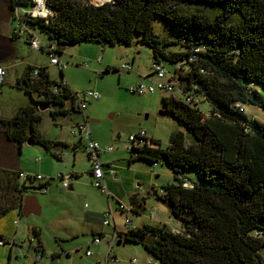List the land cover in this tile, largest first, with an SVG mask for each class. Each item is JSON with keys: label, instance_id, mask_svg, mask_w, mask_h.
<instances>
[{"label": "trees", "instance_id": "1", "mask_svg": "<svg viewBox=\"0 0 264 264\" xmlns=\"http://www.w3.org/2000/svg\"><path fill=\"white\" fill-rule=\"evenodd\" d=\"M89 1L47 0L52 10L48 18L23 15L20 21L13 20L19 23V32L46 35L56 44L50 45L57 57L68 48L64 46H130L139 37L137 43L151 50L154 64L163 60L175 65L170 76L183 96L177 99L169 93L173 95L163 101L185 133H173L166 150L147 138L148 144L129 151L130 163L146 161L157 167L162 161L177 174L176 184L164 188V200L181 231L146 225L118 233V239L142 246L155 264H264V124L249 118L244 108L264 110V0H114L98 7ZM8 4L11 15L18 7L23 12L35 7L34 0ZM190 6L209 8L215 15L185 12ZM158 19L178 30L168 34L170 41L154 33ZM19 32L14 37L23 36L28 43L31 34ZM173 45L184 51L168 52L166 48ZM60 73L61 80L55 83L46 68L30 67L18 88L40 99L11 119L0 117V130L20 149L27 142L49 153L57 148L39 133L40 105L53 108L47 112L54 121L70 115L64 109L67 101L72 111L84 115L76 105L78 94L65 82L64 71ZM154 77L152 73L150 78ZM202 103L209 105L208 114L200 109ZM56 106L61 109L55 110ZM182 170L196 172L198 182L182 179L178 175ZM13 176L6 187L10 198L29 189L19 185L18 173ZM12 206L11 198L0 207V216Z\"/></svg>", "mask_w": 264, "mask_h": 264}, {"label": "rangeland", "instance_id": "2", "mask_svg": "<svg viewBox=\"0 0 264 264\" xmlns=\"http://www.w3.org/2000/svg\"><path fill=\"white\" fill-rule=\"evenodd\" d=\"M8 1L0 0V34L10 43L9 55L0 62V67L6 70L0 88L2 119H11L20 109L34 106V101L40 99L38 94L31 98L18 88L19 81L26 76L30 67L46 68L52 82L61 80L60 69L50 64L47 53L32 48L23 36L14 37L20 26L13 20ZM89 2L97 6L112 0ZM184 11L199 12L208 17L215 15L214 10L205 7L190 6L185 7ZM153 30L163 41H170L169 33H178L162 19L154 22ZM35 34L44 43L53 44L39 31ZM138 40L139 37L130 46L82 44L66 48L62 54H58L59 60L68 65L63 73L64 80L74 94L84 99L85 93L97 92L102 98L99 101L89 99L84 115L72 111L71 101L64 106V109L71 111L70 115L56 121L48 112H41L39 133L57 145L52 153L38 144L30 146L25 143L20 149L9 142L0 130V207L11 199L6 187L14 177L13 172L17 173L15 167L22 168L26 174L42 176L53 185L47 194H42L39 187H28L27 191H23L24 197L38 200L40 216H22L18 199L12 198L14 207L6 215L0 216V239L9 244L0 248V264H35L36 256L42 258L40 264H155L156 259L142 246L126 243L118 247L117 234L142 229L146 225L181 231L180 221L171 215V205L164 200V188L176 184L177 174L162 161L157 167L146 161L130 163L131 136L144 131L148 138L158 141L161 148L166 150L173 133H185L175 119L160 116V112L166 110L163 99L173 94L163 91L144 96L131 94L133 87L151 83L145 79L152 74L154 65L151 50L138 44ZM166 50L184 51L178 45ZM108 63L112 64L110 74L104 76ZM124 66L132 68L129 74V71L123 70ZM158 66L164 69L168 77L175 71L174 64L163 60ZM114 71L117 73L113 74ZM184 74L181 73V76ZM261 92L264 96V91ZM173 96L183 98L179 91ZM244 108L249 118L264 124V110L254 106ZM200 109L206 114L210 111L207 103H202ZM85 118H88L92 136L101 148L113 149L112 153L101 156L106 173V194L93 186L91 164L83 147L78 145L79 140L71 135L77 125L85 124ZM53 153L61 155L62 159H57ZM60 174L71 177L72 191L64 189L57 181ZM178 175L191 184L198 182V175L194 171L182 170ZM109 211L114 215L115 225L104 226L100 217ZM90 213L94 215L93 219L87 220ZM151 213H155L156 218H152ZM127 222L132 224L127 226ZM95 235H104L100 245L93 243ZM109 256L117 261L108 260ZM54 257L56 259L53 261Z\"/></svg>", "mask_w": 264, "mask_h": 264}, {"label": "built area", "instance_id": "3", "mask_svg": "<svg viewBox=\"0 0 264 264\" xmlns=\"http://www.w3.org/2000/svg\"><path fill=\"white\" fill-rule=\"evenodd\" d=\"M35 1V7L31 11H22L19 7L16 9V11L13 13V17L18 19L19 21L22 19L23 15H28L33 18H48L52 14V10L47 5V0H34ZM31 34V38H29L28 43L30 46L34 49L45 51L47 55L50 58V64L52 66H56L60 69V71H65L67 69V64L62 63L59 58L55 54V47L51 46L50 44L44 43L40 38L33 32L27 31L25 29H22L20 34ZM124 70L130 71L131 68L128 66L123 67ZM152 73L155 76L154 79H151L150 84H140L136 87H133L130 92L133 95L138 96H144L149 94H155L157 91H163L167 93H175L176 92V83L174 81L173 76L167 75V73L158 66V64L153 65ZM6 75V70L0 67V84H2L3 78ZM35 77L38 75V71H35L34 73ZM60 89L58 87H54V93H59ZM180 91V90H179ZM181 93V91H180ZM101 95L97 92H87L84 94V99L78 95V106L81 110L85 111L87 108L86 102L90 100L99 101L101 100ZM71 135L78 139L81 143V147L84 149V153L87 156L89 163L91 164L92 170H91V178L93 181V186L97 189H100L103 193L106 194V186H105V172H104V165L101 161V156L105 153H112V148H106L102 149L101 146L94 140L92 133L90 131L89 123L88 121H85V124L77 125L75 129L72 130ZM148 136L146 132L142 131L140 134L131 136L130 137V143L132 144V147L129 149L131 151L135 147H140L143 145L148 144V142L145 141ZM156 167V165L154 166ZM18 180H20L23 183V186L30 187L34 186L37 182L42 184V187H40V191L42 193L47 192V188H44L45 185H48L50 183L49 180H44L42 176H33L28 175L24 173L18 174ZM62 187L64 189H70L72 187L71 184V177L65 176L60 174L58 176V180ZM47 187V186H46ZM152 218H156L155 213H151ZM102 224L104 226H111L115 225L114 222V215L112 211H109L108 213L104 214L102 216ZM132 223L127 222V226H130ZM116 227H114L115 229ZM115 240V235L113 237V241ZM113 241L111 243V249L113 245ZM93 243L96 245H100L102 243V238L96 237L93 240ZM9 245L6 241L3 239H0V248H3L5 246ZM88 256L91 255L90 252L87 253ZM108 260H111L112 262H116L117 259L115 257H108ZM42 261V258L40 256H36L34 259L35 264H40ZM110 262H108L109 264ZM152 264V263H150Z\"/></svg>", "mask_w": 264, "mask_h": 264}, {"label": "water", "instance_id": "4", "mask_svg": "<svg viewBox=\"0 0 264 264\" xmlns=\"http://www.w3.org/2000/svg\"><path fill=\"white\" fill-rule=\"evenodd\" d=\"M114 1V0H112ZM107 3H111V2H107ZM103 4H97L98 6H102ZM64 47H68L71 48L72 46H64ZM9 55V52L4 53L3 51H0V62L2 60H5V58ZM113 74H116L117 72H112ZM110 72H105L103 73L104 76L109 75ZM41 112H47L52 110L53 108L51 106H44V105H40L39 107ZM160 116L165 118V117H170V118H174L175 114L174 113H169L167 112V110L165 111H161L160 112ZM28 145L32 146L34 145L32 142H27ZM91 177V175H90ZM70 190L72 191L73 188L71 187ZM21 214L24 217H30L32 215H36V216H40L41 215V208L39 206L38 200L34 197H25L22 200V205H21ZM126 243H123L122 240H119L117 242V246L121 247V246H125Z\"/></svg>", "mask_w": 264, "mask_h": 264}, {"label": "crops", "instance_id": "5", "mask_svg": "<svg viewBox=\"0 0 264 264\" xmlns=\"http://www.w3.org/2000/svg\"><path fill=\"white\" fill-rule=\"evenodd\" d=\"M4 37H5V36H4ZM5 38H6V37H5ZM10 42H11V41H10ZM11 44H12V43H11ZM110 66H112V64L108 63L107 66H106V67H107V70H110V69H111ZM129 73H130V72H128V74H129ZM150 77H151V75L148 76V77H146L145 80H146L147 82L150 81V80H149ZM144 84H145V83H144ZM85 121H88V118H85ZM94 140H95V139H94ZM97 143H98V142H97ZM98 144H99V143H98ZM78 145L81 146V143L78 144ZM99 145H100V144H99ZM105 154H107V153H105ZM108 154H110V153H108ZM61 159H62V158H61ZM15 169H16V172H17L18 174H19V173H24V174H26L25 171H24L22 168H19V167L16 168V167H15ZM105 174H106V173H105ZM28 175H29V174H28ZM51 179H53V178H51ZM18 181H19V185H20V186H23V183H22L20 180H18ZM18 181H17V182H18ZM20 182H21V183H20ZM45 186H47V192H46V193H42V192L40 191L42 194H47L48 191H49V190H52V188H53V185H52L51 183H50L49 185H45ZM30 187H35V188L39 187V188H40V187H42V184L39 183V184H36V185H34V186H30ZM69 190H70V189H69ZM70 191H71V190H70ZM19 204H20V203H19ZM21 205H22V204H21ZM21 205H20V212H21ZM21 213H22V212H21ZM93 216H94V215L90 213V214H88V216H87L86 219H87V220L93 219ZM102 216H103V215H101V217H100V218H101V222H102ZM95 236H96V235H95ZM93 240H94V238H93ZM262 257H263V259H264V252L262 253ZM59 258H60V257H59ZM54 260H55V259H53V261H54Z\"/></svg>", "mask_w": 264, "mask_h": 264}, {"label": "flooded vegetation", "instance_id": "6", "mask_svg": "<svg viewBox=\"0 0 264 264\" xmlns=\"http://www.w3.org/2000/svg\"><path fill=\"white\" fill-rule=\"evenodd\" d=\"M9 45H10V43L7 41V39L4 37V35L0 34V51H3L4 53L9 52V48H10ZM23 191L20 193L15 192L13 194V196H11V198L15 197L18 199V201H19L18 203H21L23 198H25L23 196Z\"/></svg>", "mask_w": 264, "mask_h": 264}, {"label": "bare ground", "instance_id": "7", "mask_svg": "<svg viewBox=\"0 0 264 264\" xmlns=\"http://www.w3.org/2000/svg\"><path fill=\"white\" fill-rule=\"evenodd\" d=\"M103 1H105V0H97L98 3H102Z\"/></svg>", "mask_w": 264, "mask_h": 264}]
</instances>
